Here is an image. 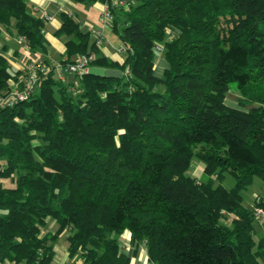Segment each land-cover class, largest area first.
<instances>
[{
	"label": "trees",
	"instance_id": "16d2710c",
	"mask_svg": "<svg viewBox=\"0 0 264 264\" xmlns=\"http://www.w3.org/2000/svg\"><path fill=\"white\" fill-rule=\"evenodd\" d=\"M113 12L122 62L68 14L56 34L69 37L62 63L93 52L91 66L120 77L64 81L50 62L27 99L0 108V257L52 264L69 231L82 264H132L120 244L129 230L150 264H264V193L252 207L242 194L264 184V0H137ZM0 25L46 53V20L26 0H0ZM25 72L0 52V95ZM234 85L241 107L256 105L229 106ZM194 160L207 179L188 173ZM48 217L57 229L43 234Z\"/></svg>",
	"mask_w": 264,
	"mask_h": 264
},
{
	"label": "crops",
	"instance_id": "0c3cea01",
	"mask_svg": "<svg viewBox=\"0 0 264 264\" xmlns=\"http://www.w3.org/2000/svg\"><path fill=\"white\" fill-rule=\"evenodd\" d=\"M29 9L37 16L46 20V27L44 34L47 38V50L46 53H37L31 51L25 40H20V36L17 35L14 28L6 29L3 25H0V52L6 56L15 70H25L29 65L34 63H53L57 62L56 57L61 56L65 58L66 41L69 39L66 35L58 36L57 30L63 23V14L70 15L76 22L80 24L81 30L84 32L90 31L94 28L101 30L103 34L104 44L101 47L102 53L112 60L124 61L126 53L119 52V46L122 44L119 37L113 32L112 26L102 22V11L104 3L101 1H87L79 2L76 0H26ZM49 17V18H48ZM92 40H95L92 34ZM158 59L155 61V74L162 76L164 70L168 67V62L165 59L164 53H157ZM254 183H259L255 180ZM253 183V184H254ZM250 188V187H249ZM252 193V197L255 195L263 194L264 188L258 190H249ZM250 205L249 207H252ZM261 224L264 230V218L262 217ZM57 229V222L53 217L46 219V226L42 227V233L53 232ZM124 233L129 234V238L122 241L120 237V244L126 245L125 253L129 254L132 258V264H150L148 260V250L145 244L137 245L133 243L132 234L129 230ZM123 233V234H124ZM122 234V235H123ZM70 235L69 231H64L59 236L55 243V258L52 264H82L80 257L69 256L67 247V239ZM121 235V236H122ZM264 236V233L262 234ZM63 245V250L59 254L58 247ZM124 245V246H125ZM121 246V247H122ZM129 250V252H128ZM136 253L134 254V252Z\"/></svg>",
	"mask_w": 264,
	"mask_h": 264
},
{
	"label": "built area",
	"instance_id": "2783aa9c",
	"mask_svg": "<svg viewBox=\"0 0 264 264\" xmlns=\"http://www.w3.org/2000/svg\"><path fill=\"white\" fill-rule=\"evenodd\" d=\"M137 0H106L104 3V8L101 14L102 22L109 24L113 28L114 23V12L113 8L119 7L124 10H129ZM91 33L95 37V41L98 46L102 47L104 44L103 34L101 30L90 29ZM167 36L171 39L174 36V32L170 29L167 31ZM20 40H25V37L20 36ZM155 52L162 54L164 52V44L156 43ZM126 46L121 44L119 46L120 53H126ZM96 58L95 53L87 52V53H79L73 57L70 62L62 63L61 61L56 62L53 65L56 67L57 75L60 79H64V76L67 74H73L82 76L84 73L88 72L89 67L91 66L92 61ZM52 66H49L47 63H34L29 65L26 68V72L19 77V79L15 82L12 81V89L7 90L3 94L0 95V108L14 105L21 100L27 99L31 93L34 91L37 82L39 81V73L38 70H41L44 73H48ZM257 200L259 197L256 196ZM256 216L258 218L264 217V210L260 207L255 208ZM0 264H17L15 260L11 259H2L0 257Z\"/></svg>",
	"mask_w": 264,
	"mask_h": 264
},
{
	"label": "rangeland",
	"instance_id": "374dc122",
	"mask_svg": "<svg viewBox=\"0 0 264 264\" xmlns=\"http://www.w3.org/2000/svg\"><path fill=\"white\" fill-rule=\"evenodd\" d=\"M49 18V17H48ZM164 53V52H163ZM157 55V53H156ZM62 57L61 56H57L56 57V60L57 62L61 61ZM158 59V57H156V60ZM75 76L73 74H67L66 76H64V81H74ZM76 89V88H75ZM76 91V90H75ZM241 97V93L238 91L237 87L234 85L232 86L231 90L228 92L227 94V98H226V103L231 106V107H237V108H243V109H249L251 108L252 106L256 105V104H253L252 106L249 105V106H246V107H241L240 104H239V98ZM35 143H40V141L36 140ZM188 173L196 178H198L199 180H205L207 179L206 175L204 174V164L197 161V160H194L193 161V164H192V167L190 168V170L188 171ZM257 182L259 183H254L253 185L250 186V188L246 189V190H243L242 191V194L244 196V204L246 206H250L254 203L255 201V198L256 196L258 195H255V198L252 197V193L249 192V190H258L260 188H264V184L263 182L260 180V179H256ZM224 184L227 186V187H232L234 184H235V180L232 176L228 175L226 177V180L224 181ZM233 218V214H226V217L224 218L225 220V223L227 222V224H231V219ZM264 218V217H263ZM261 221H262V217L261 218H258L257 219V222H256V237H259V236H262V234L264 233V230L260 229V228H263L262 224H261ZM129 238V234L128 233H124L122 236H121V239L123 242H125V240H127ZM67 244V247H68V242H66ZM125 244H123L122 246V249L123 251L126 250V245L124 246ZM63 250V245L59 246L58 247V251H59V254L62 252ZM129 252V250H128ZM130 253V252H129Z\"/></svg>",
	"mask_w": 264,
	"mask_h": 264
},
{
	"label": "water",
	"instance_id": "95a60500",
	"mask_svg": "<svg viewBox=\"0 0 264 264\" xmlns=\"http://www.w3.org/2000/svg\"><path fill=\"white\" fill-rule=\"evenodd\" d=\"M88 73L98 75V76H107V77H120L121 70L116 68H105L101 66H90Z\"/></svg>",
	"mask_w": 264,
	"mask_h": 264
}]
</instances>
